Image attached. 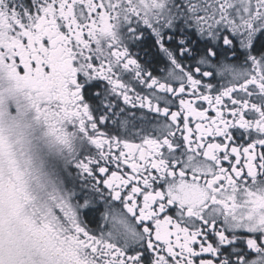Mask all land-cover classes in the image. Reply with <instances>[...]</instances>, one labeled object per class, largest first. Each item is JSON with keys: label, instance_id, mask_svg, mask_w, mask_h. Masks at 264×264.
Returning a JSON list of instances; mask_svg holds the SVG:
<instances>
[{"label": "snow or ice", "instance_id": "1", "mask_svg": "<svg viewBox=\"0 0 264 264\" xmlns=\"http://www.w3.org/2000/svg\"><path fill=\"white\" fill-rule=\"evenodd\" d=\"M0 264H264V0H0Z\"/></svg>", "mask_w": 264, "mask_h": 264}]
</instances>
